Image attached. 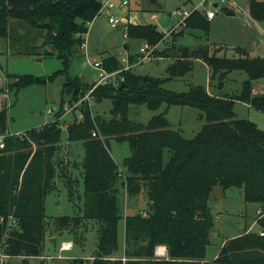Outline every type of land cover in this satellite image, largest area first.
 Returning <instances> with one entry per match:
<instances>
[{"label":"trees","instance_id":"16d2710c","mask_svg":"<svg viewBox=\"0 0 264 264\" xmlns=\"http://www.w3.org/2000/svg\"><path fill=\"white\" fill-rule=\"evenodd\" d=\"M100 0H0V37L9 36L8 25L20 29L17 55L55 56L63 67L48 76L6 73L0 94L16 91L31 83H43L54 74L66 71L70 62L82 56L81 44L87 23L100 14ZM227 11L228 8L224 7ZM247 11L256 21L264 22V0H247ZM13 19L14 21H11ZM208 34L209 19L203 9L192 8L180 22L174 35L187 29ZM152 23H128L127 36L153 45L161 37ZM36 38L41 42L36 44ZM210 44L196 47L173 45L163 55L170 58L164 77L123 72L124 86L99 85L93 101L109 98V116L92 113L84 102L79 108L82 119L67 124V140L84 143L82 162L83 209L81 215H60L57 226L71 223L75 242H79V224L91 219L98 223L95 252L90 259L67 258L66 264H203L205 248L213 225L208 198L214 186L223 190L242 187L243 199L264 204V129L256 122L236 118L235 101L264 111V93L253 91L252 81L264 76V56L250 55L234 46L231 57L219 56ZM194 59L210 68L208 85L189 84L174 91L163 87L164 81L184 75L193 68ZM102 66L119 67L114 53H103ZM232 70L246 74L237 92H224L223 79ZM218 78L217 86L210 84ZM13 78V81L11 80ZM10 79V80H9ZM91 85L81 75H67L60 95L72 104ZM146 122L128 115L130 104H145L157 109ZM170 104L198 107L205 118L201 128L190 138L180 128H173L166 117ZM40 126L30 127L20 135L8 133L7 106L0 108V247L8 257H19L20 264L41 255L45 234L44 197L54 186L58 162L55 153L60 141L58 116ZM95 129V135L92 130ZM109 137L128 143L130 153L119 170L108 148ZM60 173H63L59 170ZM66 177V173L62 177ZM119 186L127 196L145 194L144 210L120 212ZM9 217L15 223L8 227ZM264 230V213L255 217ZM123 220V252L112 257L118 247V221ZM8 228V229H7ZM166 247V257L157 256L155 248ZM214 264H264V235L253 230L225 239Z\"/></svg>","mask_w":264,"mask_h":264},{"label":"rangeland","instance_id":"374dc122","mask_svg":"<svg viewBox=\"0 0 264 264\" xmlns=\"http://www.w3.org/2000/svg\"><path fill=\"white\" fill-rule=\"evenodd\" d=\"M217 7L212 6V0H206V5L215 12V16L209 19L208 34L205 36L200 29H187L186 33L174 35L180 27L169 30L177 24L179 17L173 16L171 11L176 6H184L186 10L192 7L203 9L206 5H200V0H128V4L120 6V0H112L111 7H103L95 21L91 23L86 37V51L81 48L82 56L70 62L66 71L57 72L53 79L43 83H31L19 88L11 89L1 97V104L8 108L7 130L9 132H24L25 129L40 126L56 118V113L62 104L63 112L59 115L60 141L55 153L58 162L53 188L44 197L45 234L42 242L41 255L30 258L29 264H66L67 258L80 256L89 259L96 249L98 223L95 220H83L79 224L81 237L75 242L71 232V223L57 226L54 219L60 215H81L83 209V183L82 162L84 157V143L81 140H67L66 126L76 118L75 110H65L69 106L67 98L60 95V87L67 75H81L85 80L91 81L96 77L97 70L92 66L94 59L100 58L103 53L122 55L123 43L128 47L127 52L138 51L145 40L122 36V28L111 26L106 17L110 12L118 17L122 23H152L157 30L162 32V37L155 43L156 47L151 52V58L134 68L140 74H151L164 77L167 75L166 67L170 62L169 57L163 54L171 51L172 46L185 45L196 47L209 43L210 49H215L212 42H225L235 45L238 42L246 44L251 55L264 56V22L261 28L254 26L249 30L246 26L244 14L240 11L247 0H234L237 15L227 16L219 0ZM239 5V6H238ZM226 8H229L226 6ZM155 15L152 17V15ZM11 21H14L11 19ZM9 36L0 37V84H5L6 73L32 74L34 76L53 75L63 67L62 60L55 57L17 55L15 47L20 44L17 35L22 33L20 29H12L8 25ZM36 44L41 38H36ZM211 42V43H210ZM150 45L149 43H147ZM223 48L216 51L219 56L231 57L234 55L233 47L224 44H216ZM251 46V47H250ZM156 63V64H155ZM210 68L199 59H194L191 71L182 76L171 78L162 84L163 87L174 91L188 89L189 84L208 85ZM246 74L241 70H232L223 79L224 92H237L240 90L242 80ZM10 80V79H9ZM13 81V78L11 79ZM217 76L211 78L210 84L217 86ZM254 91L264 93V76L252 81ZM164 102L157 109H149L145 104H130L128 115L135 121L146 122L153 114L161 112L165 108ZM111 107L110 99L104 98L99 102L90 101L92 113L109 116ZM51 111L48 112L47 110ZM233 111L236 118L250 119L264 129V111L252 108L245 102L235 101ZM201 110L198 107L182 104H170L167 107L166 117L173 128H180L182 134L192 137L205 122V118L198 115ZM108 148L118 168L124 171L122 160L130 153L126 141L119 142L113 137L108 139ZM66 177H62L63 173ZM118 200L120 212L125 214L137 212L146 207V198L143 192L137 195L127 196L122 186H119ZM208 205L212 216L215 231L209 233V243L205 248V260L203 264H214L211 260L217 254L221 243L243 231H261L256 222V202H247L243 199L242 187L233 186L223 190L220 186H214L208 198ZM118 247L114 251L115 257H120L123 252V220L117 225ZM72 241V247L68 250L60 249L62 242ZM86 259V260H87ZM3 264H20L19 257L3 258Z\"/></svg>","mask_w":264,"mask_h":264},{"label":"built area","instance_id":"2783aa9c","mask_svg":"<svg viewBox=\"0 0 264 264\" xmlns=\"http://www.w3.org/2000/svg\"><path fill=\"white\" fill-rule=\"evenodd\" d=\"M205 1V0H203ZM221 2V4L223 6H227L229 8H231L230 6H235V2L234 0H219ZM101 3V8L100 11L103 7H111L112 6V0H100ZM217 3H219L217 1ZM128 4V0H120L119 5L120 6H124ZM205 12V16L207 17V19H210L214 16V11L211 9H206L204 10ZM173 16H177L179 17V19L177 20V24L173 25L172 27L169 28V30H175L177 27H180V22L182 21V19L189 13V10H186L184 7H176L175 9H173L171 11ZM107 17V21L108 23L113 26V27H118V28H122V36L125 38L127 37V26L126 23H122L121 20L114 16L113 14H111L110 12H107L106 14ZM155 15H152V17H154ZM91 22L87 23V31L83 34L84 36V41L82 42L80 48H82L84 50V52L86 51V37L88 35L89 32V28L91 25ZM156 47L155 44L153 45H148L146 44H142L139 46L138 51L133 52V53H129L127 52L128 47L126 45H124L123 43V54L122 55H116L117 59L119 60V67L112 69V70H107L106 68H104L102 66V62H101V57L92 60L91 64L92 66L97 70V74L96 77L91 81V85L88 87V89L82 93V95L76 100L74 101L72 104H69L68 107H66L65 110H75L77 115L75 116L78 120L82 119L83 114L81 109L79 108V106H82V104L84 102H87L88 105L90 106V101L93 99V91L95 90V88L99 85H104V84H112L114 86L118 85L119 83H121L124 80V76H123V72L125 71H129V70H134L135 67H137L138 65H140L142 62L149 60L151 58V52L152 50H154V48ZM7 94V92L5 93H1L0 96H5ZM1 97H0V108H1ZM48 112H50L51 110L48 109ZM14 135H20L22 132H8ZM95 129L92 130V135H95ZM4 134H0V147L4 146ZM264 213V204L263 205H257L256 209H255V216L256 217H260L262 216ZM3 221V217L0 216V222ZM15 223V220L11 217H9L7 225L8 227L12 226ZM8 229V228H7ZM259 233L261 235H264V230L259 231ZM72 245V243L69 242H62L60 249H68L70 248ZM3 248L0 247V264H3V258L8 257V255L2 250ZM155 252L157 256H164V252L163 250L156 246L155 248Z\"/></svg>","mask_w":264,"mask_h":264},{"label":"crops","instance_id":"0c3cea01","mask_svg":"<svg viewBox=\"0 0 264 264\" xmlns=\"http://www.w3.org/2000/svg\"><path fill=\"white\" fill-rule=\"evenodd\" d=\"M200 1H202V3H200V5H206L205 3H206V0L205 1H203V0H200ZM211 4H212V6H214V7H217L218 5H219V3H217V0H212V2H211ZM239 6V5H238ZM176 7H184V6H176ZM175 7V8H176ZM192 8H195V7H192ZM192 8H190L189 9V11L192 9ZM206 9H210L209 8V6H207L206 5V7H204L203 8V10H206ZM223 9H224V7H223ZM228 9H232V8H228ZM212 10V9H211ZM232 10H234V14H232V15H237V12L236 11H238V9L237 8H233ZM225 11V10H224ZM240 11L244 14V16H245V20L247 21L246 22V26H247V28L249 29V30H252V28H254V26H257V27H259V28H261V24L260 23H262V22H259V21H256V20H254V19H252L251 17H250V15L248 14V11H247V1L245 2V4L241 7L240 6ZM154 15V14H153ZM225 15H227V16H231V15H228L227 14V11H225ZM214 16H215V12H214ZM213 16V17H214ZM212 17V18H213ZM211 19V18H210ZM95 21V18L92 20V23ZM173 26V25H172ZM171 26V27H172ZM253 31V30H252ZM185 34V33H184ZM211 43V42H210ZM213 44H215V50L216 51H221L223 48H221V47H219L218 45H216V44H224L225 46H230L231 48L232 47H234V46H240V47H243V48H245L247 51H248V53L250 54V51H249V49H248V47H247V45L246 44H243L242 42H238L237 44H235V45H230V44H227V43H225V42H212ZM251 47V46H250ZM251 55V54H250ZM156 64V63H155ZM93 80V79H92ZM91 80V81H92ZM90 81V82H91ZM253 91H254V88H253ZM254 92H256V91H254ZM141 210V209H140ZM139 210V211H140ZM67 241H70L71 243H72V241L71 240H67ZM73 245H71V247H72ZM158 247H160L162 250H163V252H164V257H166L167 255H166V247L164 246V245H158ZM69 249V248H68ZM68 249H63V250H68ZM155 254H156V252H155ZM72 257V256H71ZM112 257H115L114 255H112ZM89 259L91 258V256L90 257H88ZM214 258V257H213ZM204 260H209V259H205L204 258ZM65 264V263H64Z\"/></svg>","mask_w":264,"mask_h":264},{"label":"water","instance_id":"95a60500","mask_svg":"<svg viewBox=\"0 0 264 264\" xmlns=\"http://www.w3.org/2000/svg\"><path fill=\"white\" fill-rule=\"evenodd\" d=\"M227 14H228V15H232V14H234V10H232V9H228V10H227ZM122 86H124V84L121 83V84H120V87H122ZM210 230H211V231H215V227H214L213 225H211V226H210Z\"/></svg>","mask_w":264,"mask_h":264}]
</instances>
